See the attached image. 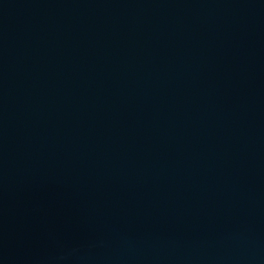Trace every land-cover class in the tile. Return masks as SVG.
<instances>
[{
    "label": "water",
    "instance_id": "water-1",
    "mask_svg": "<svg viewBox=\"0 0 264 264\" xmlns=\"http://www.w3.org/2000/svg\"><path fill=\"white\" fill-rule=\"evenodd\" d=\"M0 264H264V0H0Z\"/></svg>",
    "mask_w": 264,
    "mask_h": 264
}]
</instances>
